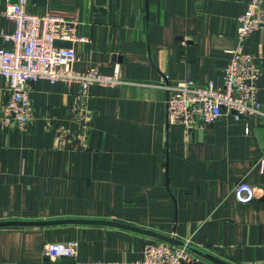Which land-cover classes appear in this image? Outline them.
Masks as SVG:
<instances>
[{
    "label": "crops",
    "instance_id": "1",
    "mask_svg": "<svg viewBox=\"0 0 264 264\" xmlns=\"http://www.w3.org/2000/svg\"><path fill=\"white\" fill-rule=\"evenodd\" d=\"M6 1L0 0V13ZM248 2L28 0V13L74 21L87 38L71 44L74 70H117L125 83L88 87L82 150L60 146L52 128L82 125L75 115L78 86L46 80L31 86V123L25 131L0 128V223L96 220L139 231L73 223L3 226L0 264H138L143 246L161 236L227 264H264L260 120L228 114L186 129L167 121L160 87L186 80L221 86L237 45V18ZM14 30L0 15V32ZM0 48H11L1 36ZM244 49L262 65L257 100L264 111V33L254 32ZM7 99L0 76V114ZM242 178L258 188L252 202L232 195ZM65 242L76 243L74 259L43 255L45 244ZM194 254L200 258L195 264H216Z\"/></svg>",
    "mask_w": 264,
    "mask_h": 264
},
{
    "label": "built area",
    "instance_id": "2",
    "mask_svg": "<svg viewBox=\"0 0 264 264\" xmlns=\"http://www.w3.org/2000/svg\"><path fill=\"white\" fill-rule=\"evenodd\" d=\"M27 5L28 0H7L4 11L0 13L13 21L15 26L12 34L0 32V36L11 44L10 49L0 48V76L6 81L8 92L0 114V128L13 126L25 131L33 119L29 91L37 81H62L77 85L81 101L75 115L82 125L76 131L58 125L52 128L60 146L82 150L86 148L89 133L83 122L86 120L84 100L88 87H116L125 81L119 77L117 70L111 75L93 69L74 70L75 50L54 44L56 41L71 44L87 42V38L78 33L77 24L50 14H30ZM237 24V45L229 51L230 58L223 70L221 86L217 87L212 82L198 85L190 80L160 86L166 93L165 109L169 123L182 124L186 129L204 128L224 115L232 114L236 121L257 117L264 128V111L257 100V81L262 65L244 49V43L254 32L264 33V0H249L247 8L237 18ZM263 159L264 148L259 161L261 165ZM232 195L238 202L249 203L257 199L258 188L242 178L233 186ZM43 255L51 259H74L77 245L75 242L47 243ZM142 255L138 264H195L200 260L185 246L162 240L147 242Z\"/></svg>",
    "mask_w": 264,
    "mask_h": 264
},
{
    "label": "water",
    "instance_id": "3",
    "mask_svg": "<svg viewBox=\"0 0 264 264\" xmlns=\"http://www.w3.org/2000/svg\"><path fill=\"white\" fill-rule=\"evenodd\" d=\"M54 45L57 47H62V48H70L71 47V43L65 42V41H56ZM257 137H258V141L261 143L262 147L264 148V139H263L264 128L263 127L258 128ZM71 223H73V224H99V225H107V226H113V227H117V228L139 231V229H134L133 227H130L127 225H123V224H119V223H110V222H105V221H96V220H61V221H40V222H33V223H26V222L0 223V227L13 226V225H17V226H49V225L71 224ZM140 232L151 235V233L146 232V231L140 230ZM158 238L162 241L171 243L173 245L185 246L188 250H190L194 253H197L198 255H201L203 257H206L207 259L211 260L212 262H214L216 264H227V263H224V262L216 259L215 257L207 255L203 251L192 248L190 245H187L183 242L177 241L174 238L162 237V236L158 237Z\"/></svg>",
    "mask_w": 264,
    "mask_h": 264
}]
</instances>
